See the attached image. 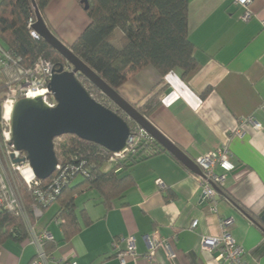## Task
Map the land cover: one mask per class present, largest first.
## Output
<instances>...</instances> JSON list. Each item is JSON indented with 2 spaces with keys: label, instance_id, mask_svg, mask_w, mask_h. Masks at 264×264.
I'll return each mask as SVG.
<instances>
[{
  "label": "crops",
  "instance_id": "1",
  "mask_svg": "<svg viewBox=\"0 0 264 264\" xmlns=\"http://www.w3.org/2000/svg\"><path fill=\"white\" fill-rule=\"evenodd\" d=\"M80 1L52 0L45 10L50 31L67 46L90 24ZM189 2L198 68L183 79L178 72L162 78L148 67L119 93L140 106L160 91L159 105L147 119L193 161L222 146L230 149L235 168L220 187L214 209L203 201L196 175L171 153L161 152L131 168L134 185L112 208L95 192L77 197L81 230L69 242L62 241L60 223L52 221L58 210L46 217L44 212L35 226L48 229L59 243L52 264H121L118 255L127 244L114 249L113 242L131 236L137 256L126 264H225L217 252L202 249L203 238L222 236L223 219L231 220L229 233L245 249V260L264 264V231L240 209L264 223V0H253L249 22L242 20L244 9L234 0ZM249 117L261 129L245 125L244 136L238 137ZM194 221L198 226L192 230ZM150 241L160 243L152 262L147 260ZM36 254V246L8 239L0 264H31Z\"/></svg>",
  "mask_w": 264,
  "mask_h": 264
},
{
  "label": "trees",
  "instance_id": "2",
  "mask_svg": "<svg viewBox=\"0 0 264 264\" xmlns=\"http://www.w3.org/2000/svg\"><path fill=\"white\" fill-rule=\"evenodd\" d=\"M51 1L35 0L46 24L45 10ZM80 4L89 16L90 24L68 47L116 92L119 93L126 83L148 67L155 69L162 78L178 72L183 79L198 68L196 47L190 39L189 0H81ZM32 17H36L32 0H1V46L14 57L21 58L20 65L25 68L41 57L51 61L56 69L68 67L66 60L47 42L31 38L28 22ZM117 33L121 35L119 45L115 44ZM0 77L3 79L0 82L1 120L6 101L2 95L8 92L10 80L3 73ZM78 78L91 95L97 94L94 98L98 103L123 117L130 127L134 126L114 104L113 107L104 104V96L86 78L81 75ZM159 97L160 91L134 107L149 118L159 105ZM160 149L166 152L162 147ZM55 151L59 161L66 158L70 164L85 162L90 169L89 176H77L66 184L56 201L59 209L52 221L60 223L62 241L69 242L81 230L76 214L77 197L95 192L107 209L112 208L113 203L122 200L134 185L129 174L131 168L145 159L133 154L126 160L109 163L113 153L72 135L61 137ZM107 165L109 168L104 171ZM52 178L40 181L42 190L47 189ZM78 178L82 181L74 185ZM16 182L30 222L35 226L38 220L31 213L36 204L34 191L17 174ZM240 209L264 231V223L259 218L242 207ZM81 215L83 217L85 211ZM89 224L87 220L85 225ZM28 237L25 222L19 215L6 211L0 213V249L8 239L24 243ZM58 245L55 238L45 244L48 256H53Z\"/></svg>",
  "mask_w": 264,
  "mask_h": 264
},
{
  "label": "built area",
  "instance_id": "3",
  "mask_svg": "<svg viewBox=\"0 0 264 264\" xmlns=\"http://www.w3.org/2000/svg\"><path fill=\"white\" fill-rule=\"evenodd\" d=\"M253 0H234L237 6L244 9L242 20L249 22L253 18V13L250 9ZM36 17L30 18L28 28L31 38L36 41L41 40V36L33 29L36 23ZM264 26V22H263ZM21 58L14 57L10 52H7L0 44V73H3L9 81V89L6 93V102L14 104L21 98H35L38 95L43 97L44 101L51 107H56L57 103L53 94L49 90L51 78L55 70V65L46 60L39 58L31 67L25 68L20 65ZM70 68V69H69ZM70 71L72 68L68 65L65 67ZM91 84V83H90ZM92 85V84H91ZM102 94V93H101ZM36 95V96H34ZM97 94L91 95L93 98ZM103 95V94H102ZM104 96V95H103ZM106 101L104 104L113 107V103L104 96ZM95 99V98H94ZM264 109V105L262 106ZM127 118V117H126ZM131 121L134 126L131 128V135L127 142V148L121 153L112 155L109 163H117L126 160L129 156L136 154L141 159H147L161 153L160 145L140 126ZM251 125L256 130L261 129V125L255 121L253 117L244 119L241 123V128L236 132L238 137L244 136L243 127ZM61 142V137L55 140V150ZM155 142L159 145L156 146ZM25 155L21 152L14 150L11 145V116H7L4 110L0 120V213L3 211L15 213L19 215L25 222L29 237L25 241L32 244L37 248V254L32 260L31 264H52V257L48 256L45 244L54 241L53 234L44 229L38 231L36 226L30 222L29 212L26 208L19 190L15 186L14 171H19L24 178L27 185L33 189L36 204L33 206L31 213L37 220L41 219L44 210L56 203L62 188L71 182L77 176H89L90 169L86 166L85 162L79 164H70L69 160L62 158L58 162L57 169L53 175L52 181L46 190L41 189L40 181L34 176L28 180L25 176L26 170L23 169L25 164L16 163L15 160L23 159ZM233 155L227 146H222L215 151H211L199 157L195 163L202 171V176H195L203 187V196L206 204L213 210L216 204V197L218 195L217 188L225 183L228 175L234 170L235 166L232 163ZM30 168V166H29ZM12 178V180L9 179ZM13 182V183H12ZM158 185L164 187L161 180H158ZM222 236L219 238L206 237L202 239V249L208 252H217V259L225 264H249L245 260V249L237 244L235 239L229 233V226L231 225L230 219H223L221 222ZM198 226V221H194L191 229ZM125 242L127 249L118 255L121 264H126L128 259L136 258L135 238L127 237L124 239H116L113 242V248L118 249L119 245ZM151 250L147 255V260L154 261L155 250L160 246L156 241H150ZM169 248V245H166ZM55 264H77L75 262H60Z\"/></svg>",
  "mask_w": 264,
  "mask_h": 264
},
{
  "label": "water",
  "instance_id": "4",
  "mask_svg": "<svg viewBox=\"0 0 264 264\" xmlns=\"http://www.w3.org/2000/svg\"><path fill=\"white\" fill-rule=\"evenodd\" d=\"M32 3L37 19L33 29L66 60L72 70L68 71L62 66L53 73L49 90L57 103L56 107L51 108L42 96L21 98L14 104L11 113V145L15 151L25 155L23 159L15 162L28 163L36 179L46 181L54 175L58 166L55 151L57 138L76 136L114 154L126 150L131 135L129 124L123 117L91 96L78 78V75H81L164 150L176 157L192 173L202 176V171L195 161L164 136L134 105L113 90L50 31L35 0H32ZM219 190L217 188L218 193Z\"/></svg>",
  "mask_w": 264,
  "mask_h": 264
},
{
  "label": "rangeland",
  "instance_id": "5",
  "mask_svg": "<svg viewBox=\"0 0 264 264\" xmlns=\"http://www.w3.org/2000/svg\"><path fill=\"white\" fill-rule=\"evenodd\" d=\"M120 38H121V35H120V33H117L116 34V41H115V44H117V45H119V42H120ZM70 69V68H69ZM3 81V79L1 80V77H0V82H2ZM2 97L4 98V101L6 100V94H4V95H2ZM67 138H64V140H66ZM22 167H24L23 169H28L29 168V165H27V164H25V166H22ZM108 165L104 168V171H107L108 170ZM16 174L19 176V178H21L24 182H25V180H24V178L22 177V175H21V173L19 172V171H14V176L13 177H15V186H16V188L19 190V188H18V183L16 182ZM9 179L10 180H12V178L11 177H9ZM80 181H82V179H80V178H78L75 182H74V185L76 184V183H78V182H80ZM13 183V182H12ZM26 183V182H25ZM27 184V183H26ZM20 193V192H19ZM21 195V194H20ZM21 197H22V195H21ZM23 199V198H22ZM59 209V205L56 203V204H54V205H52V206H50L48 209H46V210H44V212H45V217L46 216H49V215H51L54 211H57ZM46 219V218H45ZM37 229H38V227H37Z\"/></svg>",
  "mask_w": 264,
  "mask_h": 264
},
{
  "label": "bare ground",
  "instance_id": "6",
  "mask_svg": "<svg viewBox=\"0 0 264 264\" xmlns=\"http://www.w3.org/2000/svg\"><path fill=\"white\" fill-rule=\"evenodd\" d=\"M37 95L40 96L41 94H37ZM34 96H36V95H34ZM12 109H13V104L11 102L4 103V110H5L6 115L8 117L11 116ZM24 174L28 180H30L34 177V174H33V171L31 170V168H28Z\"/></svg>",
  "mask_w": 264,
  "mask_h": 264
}]
</instances>
